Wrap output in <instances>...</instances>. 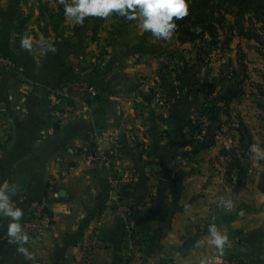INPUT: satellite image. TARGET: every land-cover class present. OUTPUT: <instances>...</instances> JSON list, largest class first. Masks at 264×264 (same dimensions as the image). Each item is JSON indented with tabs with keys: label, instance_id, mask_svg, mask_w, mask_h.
<instances>
[{
	"label": "crops",
	"instance_id": "crops-1",
	"mask_svg": "<svg viewBox=\"0 0 264 264\" xmlns=\"http://www.w3.org/2000/svg\"><path fill=\"white\" fill-rule=\"evenodd\" d=\"M53 6L0 0V54L13 63L0 67V189L17 186L11 202L23 209L22 226L38 204L53 217L41 238L24 243L27 259L9 243L10 218L0 215V264H85L82 246L94 232L101 243L94 264H227L229 257L264 264V177L227 187L213 171L217 147L191 154L180 136L161 137L166 126L156 123L150 132L138 114L143 81L157 68L156 38L138 19L113 13L81 25ZM25 34L31 50L21 48ZM74 80L99 92L77 112L61 93ZM96 146L117 151L115 190L109 171L81 156ZM68 166L73 174L51 190ZM220 198L233 207L219 206ZM117 200L132 211L146 256L128 258L127 218ZM210 224L228 236L221 254L209 243Z\"/></svg>",
	"mask_w": 264,
	"mask_h": 264
},
{
	"label": "rangeland",
	"instance_id": "rangeland-1",
	"mask_svg": "<svg viewBox=\"0 0 264 264\" xmlns=\"http://www.w3.org/2000/svg\"><path fill=\"white\" fill-rule=\"evenodd\" d=\"M50 1L52 10L64 11L59 0ZM207 12L212 33L195 41L177 30L169 40L156 38L157 68L143 81L136 109L150 132L155 123L166 126L161 137L180 136L191 154L217 147L214 174L243 189L264 177V158L250 150L264 151V9L244 12L240 0L213 1ZM135 232V243L126 241L128 258L148 253ZM99 247L85 264H94Z\"/></svg>",
	"mask_w": 264,
	"mask_h": 264
},
{
	"label": "clouds",
	"instance_id": "clouds-1",
	"mask_svg": "<svg viewBox=\"0 0 264 264\" xmlns=\"http://www.w3.org/2000/svg\"><path fill=\"white\" fill-rule=\"evenodd\" d=\"M63 5L66 18H72L76 23L83 24L86 17H109L113 13L125 17L128 20H139L140 27L151 33L157 39L169 40L177 28L176 21L189 15L188 0H59ZM46 44L45 51H56L51 41H42ZM21 48L31 50L32 39L25 34L20 40ZM264 158V151L256 145L250 149ZM17 186L13 184L8 189H0V215L9 217L7 222V236L9 243L16 245L17 253H24L25 258L30 259L24 243L28 237L22 230L21 219L23 209L14 206L11 196L15 195ZM219 206L230 210L233 207L231 199L220 198ZM210 234L209 243L215 246L220 253L223 252L228 236L222 233L215 224L208 227Z\"/></svg>",
	"mask_w": 264,
	"mask_h": 264
},
{
	"label": "built area",
	"instance_id": "built-area-1",
	"mask_svg": "<svg viewBox=\"0 0 264 264\" xmlns=\"http://www.w3.org/2000/svg\"><path fill=\"white\" fill-rule=\"evenodd\" d=\"M12 65V62L9 59L0 56V67L6 69L11 68ZM61 91L62 96L68 101L69 109L72 112L86 109L89 104L99 96V92L92 85L84 81H68L62 86ZM81 156L87 159L89 164L108 170V185L111 190H115L117 187V178L114 173V164L117 160V151H106L101 149L100 146H96L92 150L81 153ZM73 172L74 168L72 166L61 168L50 181L49 188L51 190L57 189V186L69 178ZM117 205L123 208L126 215L127 224L125 226V239L130 245H132L136 240V225L132 211L129 207L121 205L118 200ZM35 211V217L22 226L24 234L28 237L27 241L41 238L53 226V217L45 203L38 204ZM100 244L99 236L94 232L90 241L83 245L84 258L86 260H91L95 247ZM227 264H238V262L236 259L232 258Z\"/></svg>",
	"mask_w": 264,
	"mask_h": 264
},
{
	"label": "trees",
	"instance_id": "trees-1",
	"mask_svg": "<svg viewBox=\"0 0 264 264\" xmlns=\"http://www.w3.org/2000/svg\"><path fill=\"white\" fill-rule=\"evenodd\" d=\"M213 1L219 6L233 0H188L189 15L176 22V30L183 34L186 40L195 41L207 31H214L211 22H207V17L210 16L207 11ZM240 6L244 12L253 10L258 13L264 9V0H240Z\"/></svg>",
	"mask_w": 264,
	"mask_h": 264
},
{
	"label": "water",
	"instance_id": "water-1",
	"mask_svg": "<svg viewBox=\"0 0 264 264\" xmlns=\"http://www.w3.org/2000/svg\"><path fill=\"white\" fill-rule=\"evenodd\" d=\"M63 195H64V192L63 191L60 192V196H63ZM4 226H5V228H7V223Z\"/></svg>",
	"mask_w": 264,
	"mask_h": 264
}]
</instances>
